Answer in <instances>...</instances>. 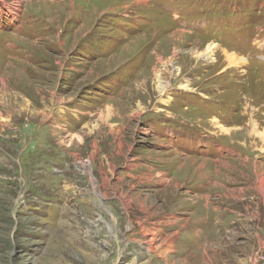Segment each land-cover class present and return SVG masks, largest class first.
Returning a JSON list of instances; mask_svg holds the SVG:
<instances>
[{"label":"rangeland","instance_id":"1","mask_svg":"<svg viewBox=\"0 0 264 264\" xmlns=\"http://www.w3.org/2000/svg\"><path fill=\"white\" fill-rule=\"evenodd\" d=\"M0 264H264V0H0Z\"/></svg>","mask_w":264,"mask_h":264},{"label":"bare ground","instance_id":"2","mask_svg":"<svg viewBox=\"0 0 264 264\" xmlns=\"http://www.w3.org/2000/svg\"><path fill=\"white\" fill-rule=\"evenodd\" d=\"M198 39H201V38L198 37ZM202 41L205 42L206 45H205L204 49L202 50V52H200V53L198 52V54H196L197 56H200L201 54H203V55L215 54L216 55L217 53H219V56L212 57V58H210V60H212L213 63H218L219 58L222 59V61L224 62L223 69H226V68L231 67V66L232 67L233 66H239V65L241 66L242 64L245 63V60L243 58H241L239 55L234 54V53L229 52V51H226V50L216 46V44H214V43H209V42H206L204 40H202ZM206 59H209V56H207ZM157 81H158V89L163 90L165 84L161 80H159V76H157ZM153 240H154V237L151 236V238L149 239V242H152Z\"/></svg>","mask_w":264,"mask_h":264},{"label":"trees","instance_id":"3","mask_svg":"<svg viewBox=\"0 0 264 264\" xmlns=\"http://www.w3.org/2000/svg\"><path fill=\"white\" fill-rule=\"evenodd\" d=\"M117 17L116 16H109L108 18H105V21L111 25V27L114 29V23L116 22ZM183 128V127H182Z\"/></svg>","mask_w":264,"mask_h":264}]
</instances>
